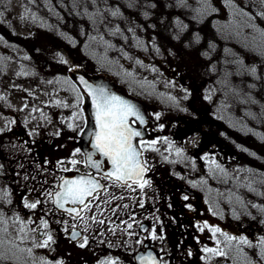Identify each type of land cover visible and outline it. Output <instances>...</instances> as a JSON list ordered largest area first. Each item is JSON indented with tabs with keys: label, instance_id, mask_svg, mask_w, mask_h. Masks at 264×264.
Wrapping results in <instances>:
<instances>
[{
	"label": "flooded vegetation",
	"instance_id": "af4514ba",
	"mask_svg": "<svg viewBox=\"0 0 264 264\" xmlns=\"http://www.w3.org/2000/svg\"><path fill=\"white\" fill-rule=\"evenodd\" d=\"M15 41L25 47L30 46L25 39ZM33 48L28 56L34 66V78L27 85L19 83L20 97L0 99V192L6 189L11 193L9 198L12 201L9 204L6 200H0V210L9 217L18 213L25 221L33 219L36 223L27 227L37 228V232L31 235L46 239V236L40 237L39 233L47 232L54 242H50L47 248L34 247L31 240L20 245L25 249L31 247L32 253H23L19 264H41L42 261L45 264H101L108 260L117 264H141L140 257L148 255L155 257L156 264H247V258L243 255L247 253L246 244L238 242L236 247L234 241H240L242 236L246 239V229L232 226L229 203L219 204L218 197L211 194L221 181H228L226 172L220 181L221 175L216 165L204 162L205 175L198 179L197 172L193 180L190 176L185 177L186 169L180 163L174 162L179 157L176 150L180 145L181 154L196 153V156L204 155L215 145H221L219 148L223 153L221 157H216L218 162L225 161L229 155L226 152L228 140L219 144L217 135L205 129V120L197 119L199 103L207 106V97L205 90H199L194 85L190 78L191 71L183 67L186 59L182 62L179 53L180 57L174 60L178 66L173 76L186 74L187 81L182 80L179 84L183 92L190 95L189 102L178 107L187 106V109L179 112L178 118L170 119L166 112L171 110L162 108L157 120V115L149 113V97L145 95L141 99L135 96L127 85L129 83L115 79L122 92L140 101L145 110L144 123L137 120L133 127L141 132L134 143L142 152L141 159L146 162L147 170L143 178L149 184L143 190L134 185L133 191L126 187L109 186L110 181L101 180L107 186V191L101 190L98 198L91 200L90 210L82 212L84 218L80 219L56 208L45 194L58 191L61 178L70 172L91 173L97 179L101 175L91 171L86 164L85 150L89 140L84 138V134L89 125L90 104L74 80L78 72L95 73L61 67L57 62L50 65L46 60L39 66L40 56L35 54ZM196 71L202 72L198 68ZM143 87L142 84L140 88ZM6 90L4 85L0 95L3 92L11 95V91ZM56 101L61 103L58 105ZM74 113L78 114L75 120L72 119ZM224 120L227 122V119ZM69 123L74 125V129L68 127ZM212 125L220 129L217 121L214 120ZM227 129L228 122L223 127L226 136L229 134ZM184 139H190L191 146L185 148ZM153 140L158 141L154 146L158 151L144 150V146L140 145L141 141L147 143ZM77 149L79 152L73 155ZM73 159L80 162L75 167L69 163ZM65 168L69 171H63ZM223 189L228 192L226 186ZM223 189L217 188L219 191ZM114 196L123 199H113ZM24 198L29 203L39 199L41 204L35 210L27 209L23 206ZM71 207L79 209L82 206L65 205V208ZM41 218L48 221V229L38 227ZM99 220H104V223H98ZM125 222L133 227L128 229ZM18 227L12 226L10 221L11 235L8 239L16 237ZM153 229L156 239L151 237ZM211 229L220 231L213 233ZM73 232L79 234L76 239L72 238ZM228 236L236 239L229 242L226 239ZM85 237L88 243L80 247ZM256 244L260 245L252 243ZM205 248L223 251L225 255L205 252ZM237 252L238 258L234 256ZM2 264L14 262L9 260ZM256 264H264V251L261 258L256 257Z\"/></svg>",
	"mask_w": 264,
	"mask_h": 264
},
{
	"label": "rangeland",
	"instance_id": "374dc122",
	"mask_svg": "<svg viewBox=\"0 0 264 264\" xmlns=\"http://www.w3.org/2000/svg\"><path fill=\"white\" fill-rule=\"evenodd\" d=\"M85 3L89 13L97 9L102 13L95 22L85 13ZM201 7V0L182 4L180 0H96L95 4L91 0H0V90L5 85L6 92L11 91L0 96L20 97L19 83L27 85L34 78L28 56L33 45L39 66L46 60L72 70L107 73L129 83L135 96L149 97L150 115H158L163 108L171 110L166 112L170 119L178 118L187 106L178 107L186 105L190 96L179 84L186 74L173 76L180 53L194 85L205 90L207 97V106L199 103L197 119L205 120V129L217 135L219 144L228 140L229 155L218 162L216 157L223 152L221 145H215L204 155L187 152L174 162L193 180L197 172L198 179L205 175L204 162L219 165L220 181L226 172L228 181H221L211 194L219 204L229 203L231 225L246 229L249 243L243 255L247 264H256L264 251V54L250 44L256 33L236 9L248 12L255 18L251 23L264 30L259 15L264 6L259 0H207L204 14ZM117 10L120 15L112 16L111 11ZM117 26L120 32H115ZM17 39H25L30 46ZM224 119L229 137L223 132ZM214 120L220 129L212 125ZM184 142L185 148L192 144L190 139ZM234 241L238 247L239 241ZM234 256L238 258V252Z\"/></svg>",
	"mask_w": 264,
	"mask_h": 264
},
{
	"label": "snow or ice",
	"instance_id": "6c2138e0",
	"mask_svg": "<svg viewBox=\"0 0 264 264\" xmlns=\"http://www.w3.org/2000/svg\"><path fill=\"white\" fill-rule=\"evenodd\" d=\"M78 3L79 0H76ZM181 4L183 0H180ZM260 4L264 6V0H259ZM91 3L95 4L96 0H91ZM202 7L200 9L201 14H204L207 11V0H201ZM85 13L89 16V19L95 22V17L97 15H102L99 9L94 13H89L87 8V3L84 4ZM236 14L242 18V21L253 31L256 35H252L250 44L264 54V30L260 29L254 23H251L255 18L250 16V14L242 9H236ZM112 16L120 15L119 11H111ZM260 17L264 19V12L259 13ZM186 27V25L184 26ZM131 31V29H129ZM115 32H120L119 26L116 27ZM126 55V54H125ZM63 61V57H61ZM138 64L140 61H136ZM251 72L254 74L256 68L252 67ZM128 75H132L130 72ZM82 83L86 85L89 96L92 98V104L95 109V122L96 129L93 133L94 143L92 147L103 156L111 166L110 170H106L104 165L105 161H93L92 154H85L87 164L96 170L97 173H101L99 179H97L91 173L88 176H80L77 179H63L61 178V184L58 191H49L45 195L51 200L56 208L62 209L67 212L73 218L79 217L83 219L81 215L82 212L88 211L91 208V200L98 198L101 190L107 191V186L103 185L100 181L107 180L111 182L109 186L116 187H126L128 189H134V185L139 187L141 190L149 184V181L145 180L144 173L146 172V162L141 159L142 152L138 150V145L134 143L136 137L141 136V132L137 131L133 124L135 121H140L141 124L144 123V118L140 115L139 111L135 108L134 105L128 103L127 101L121 99L119 96L112 95L102 86L93 88L91 85H88L86 81L81 80ZM3 99V97H0ZM59 105L61 102L56 101ZM67 107L68 105H64ZM78 107V105H77ZM77 113L73 114L72 119L77 118ZM159 119V115L156 117ZM70 129H74L72 123L68 124ZM165 142L167 140L165 138ZM158 141L153 140L151 142L141 141L140 145L144 146V150L151 149L153 151H158L154 146ZM79 152V149L73 153L76 155ZM177 155H181L179 149L176 150ZM74 167L80 163L79 161L73 159L69 161ZM214 163V161H213ZM219 168V165H216ZM63 171H69L65 168ZM223 171V169H221ZM11 193L6 189L0 192V200H6L7 203L11 204V199L9 198ZM113 199H123V197H113ZM187 199V197H185ZM41 204V201L37 199L35 202L29 203L27 199L24 198L23 206L30 210L37 209L38 205ZM66 204H71L73 206L79 205L82 206L79 209L77 207L65 208ZM143 207V203L140 204ZM127 207V205H124ZM134 219V217H133ZM95 220V217H93ZM19 225L16 237L14 239H8L11 234L9 233V226ZM100 224L104 223V220L97 221ZM36 221L29 218L25 221L18 213L13 214L11 217L7 216L2 210H0V264L4 261L12 260L14 264H19L21 256L23 253L27 252L29 255L32 253V248H22L20 245L26 243L28 240H31V243L34 247L38 248H47L50 242L53 241V237L50 233H39L40 237L46 236V239H37V237L32 236L31 234L37 232V228H28V225L35 224ZM127 228L131 229L133 225L127 223ZM38 227L43 229L49 228V223L47 220L41 218L39 220ZM75 227V225H73ZM203 227H207L204 225ZM66 230V229H65ZM203 230V228L201 229ZM114 231V230H113ZM213 233L219 232V229H211ZM79 234L76 232L72 233V238L76 239ZM131 235V233H130ZM152 239H156V232L153 229L151 233ZM162 239V237H161ZM226 239L231 242L236 239L235 237L228 236ZM17 241L19 243H17ZM240 243L248 244L249 241L240 238ZM88 243L87 238H83V243L80 247L86 246ZM141 243V241H137ZM264 244V241L261 242ZM205 252H211L215 255H225L223 251H218L217 249L205 248ZM141 264H156L155 257L141 256ZM45 264V262H41ZM101 264H117L116 261L108 260L102 261Z\"/></svg>",
	"mask_w": 264,
	"mask_h": 264
},
{
	"label": "water",
	"instance_id": "95a60500",
	"mask_svg": "<svg viewBox=\"0 0 264 264\" xmlns=\"http://www.w3.org/2000/svg\"><path fill=\"white\" fill-rule=\"evenodd\" d=\"M75 80L78 83V85L80 86V88H81L83 94L85 95L88 103L90 104V107H89L90 122H89V125H88L86 132L84 134V138L89 140V142L87 144L88 145L87 150H85V154L86 153L92 154L93 161H97V160L105 161V165H104L105 169L110 170L111 166L109 164H107L105 158L103 156H101L98 152H96V150L92 147V144L94 143L93 133L95 131H97L96 122H95V109H94L93 104H92V98L89 96L88 91L86 89V85L84 83H82L81 80L86 81L87 84L91 85L93 88H96L98 86H102L105 89H107L110 94L119 96L121 99H123V100L127 101L128 103L134 105L142 117H143V106L137 100L130 98V97L126 96L125 94H123L121 89L118 86H116L115 83L113 82V80L110 77H108L107 75L99 74L97 76H89V75L84 74L83 72H78ZM86 164H87V162H86ZM87 166L91 171H93L94 173L96 172V170L94 168H91L88 164H87ZM80 176H88V174L70 172V173L66 174L63 177V179H77Z\"/></svg>",
	"mask_w": 264,
	"mask_h": 264
}]
</instances>
